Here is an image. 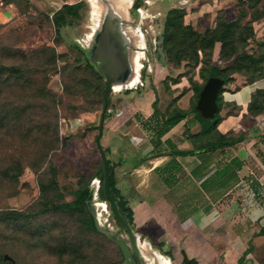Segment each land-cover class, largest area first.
Segmentation results:
<instances>
[{
  "label": "rangeland",
  "instance_id": "obj_1",
  "mask_svg": "<svg viewBox=\"0 0 264 264\" xmlns=\"http://www.w3.org/2000/svg\"><path fill=\"white\" fill-rule=\"evenodd\" d=\"M16 1L18 4H8L6 0H0V40L3 45L17 48V54L9 60L10 62L20 65L28 62L30 67L34 62L32 63L31 56L28 54L46 44L54 50L56 71L53 72L52 69L47 68L52 73L46 88L56 102L58 135L65 142L63 145L59 144L57 149L48 152L47 160L57 169L62 199L72 201L80 176L94 172L96 164L100 161L95 137L102 108L93 104L94 99L97 100L96 94L92 91L85 92L84 85L76 84L74 77H80L86 63V58L76 46L88 49L92 43L105 14L104 2L102 0ZM118 1L123 3V10L119 15L122 17L121 22L129 28V31L125 32L126 37L133 34L129 41L132 40L130 47L139 53L132 56V72L125 83L119 82V86H115L108 94L107 113L110 116L105 118L100 140L104 149L115 143L117 130L113 129L112 121L123 108V101L131 100L138 95L137 89L125 92L127 90L125 87L131 88L138 82V71L142 69V64L145 67L141 90L145 91L153 85L158 98V107L167 111L173 107L187 108L194 100L193 84L203 81L199 75V69L205 66V63L224 66L231 63V61H224L223 56H219L218 48H215L210 58L208 55L203 58L200 53V62L197 67L185 61H182L177 68L168 64L161 45V36L166 14L170 9L182 10L184 22L198 32L213 29L218 20L239 19L240 24L243 25L250 15V9L245 8L239 0H142L137 9H135L137 6L133 8L135 0ZM77 2L84 3L81 18L73 24L62 27L58 35L54 34L50 23L52 13L62 4ZM263 4L264 0L260 6ZM131 10L130 18L128 13ZM244 11L247 14L245 16L242 15ZM116 13L118 14V11ZM252 26L255 40L245 50L260 58L258 68L253 67L247 71L244 70L241 74L233 75L234 81L227 85V91L222 95L227 100L224 102L229 104L224 112L230 109L239 110L240 104L250 99L251 94L264 89V17L252 21ZM26 56H29V61H25ZM34 77L37 80L40 74ZM133 79L135 81L130 84ZM250 79L253 81L248 83ZM34 89L35 86L27 88L16 83L0 94L1 100L6 99L19 105H27L28 109L24 115L30 119L26 125L23 123L20 131L9 133L0 131V212L10 209L24 210L39 196L37 173L30 165L33 164L36 154L46 152L45 144L48 136L44 132L46 131L44 127L40 126L46 122V111L45 108L38 107V103H44L47 99L37 98ZM85 94L87 96L83 97ZM146 100L147 97L143 99V101ZM240 128L258 137L264 136V112L256 117L245 116ZM88 129L91 130L87 131ZM235 132L238 133L239 129ZM109 156L111 158V155ZM246 159L261 175L262 170L259 164L248 155ZM18 160L23 165V171L18 180L12 181L3 176L2 171H6ZM112 160L116 159L112 157ZM94 180H98V191L91 204H95V210L100 214L103 226H109L117 231L118 226L112 218L110 208L99 195L100 180L93 178L89 186ZM232 200L230 205L235 207L239 200ZM260 201L257 202L263 205L264 198H260ZM228 218L227 231L221 227H213L212 230L205 232L175 224L170 226L167 233H163L150 228L140 229L135 223L132 229L139 236V242L147 246L146 251L150 256L154 258L156 255L161 256L167 262L166 264H180L182 258L180 250H186L188 258L195 259L196 264H217L220 257H223L228 264H238V258L249 247H252V251L245 256L243 264H264V237L256 236L259 234L258 227L250 226L251 223H247L249 219L246 215L234 214L229 215ZM60 224L67 227L74 226L72 221L70 223L68 220L61 221ZM57 232L59 229L54 230V233ZM120 234L125 236L123 232ZM226 236L227 240H225ZM153 238L157 241H153ZM160 243L163 244L162 249L158 248ZM101 252L105 257L103 261H91L88 264H101V262L102 264H118L120 262L114 245L103 242ZM167 252H171L172 258L167 255ZM5 256L8 259H5ZM0 264H58V261L57 257L46 249L35 246L30 235H23L13 227H6L0 222ZM121 264H124V259Z\"/></svg>",
  "mask_w": 264,
  "mask_h": 264
},
{
  "label": "trees",
  "instance_id": "obj_2",
  "mask_svg": "<svg viewBox=\"0 0 264 264\" xmlns=\"http://www.w3.org/2000/svg\"><path fill=\"white\" fill-rule=\"evenodd\" d=\"M6 1L8 4L17 3L16 0ZM239 1L245 8L250 9L249 19L243 25L240 24L239 19L218 20L213 29L198 32L184 22V12L182 10L173 8L166 14L161 45L165 51L168 64L177 68L182 61H185L190 63L191 66L197 67L200 62V53L203 58H206L207 55L210 58V54L215 48H218L219 56H223L224 61H231L226 66L205 63V66L199 69V75L203 81L193 84L195 98L187 108L173 107L167 110L166 115H161L157 109V97L155 98L152 103L153 113L161 117V122L154 128L156 145L161 144L160 138L171 127L183 120L188 112H193L195 119L200 124V131L195 135L190 134L187 129L184 131V136L192 145V149L189 151H175L173 152L174 154L212 153L219 150L224 152L243 139L242 134L236 136L234 131L223 134L217 128L227 115H236L238 113V111L233 109L224 112L229 104L224 102L222 95L227 91V85L234 81L233 75L241 74L244 70L247 71V69L253 67L257 69L260 61L259 57L249 54L245 48L249 47L255 40L252 21L264 17V4L260 6L263 0ZM82 8H84L83 2L65 3L53 12L50 23L54 34L58 35L62 27L79 20L82 16ZM242 15L245 16L247 14L244 11ZM76 48L82 53V50L78 46ZM15 54H17V48L3 45L0 40V94L6 92L7 89H10L16 83L27 88L35 86V96L39 99H47L44 103H37L38 107L45 108L46 111V122L40 126L46 130L44 132L48 136V140L45 144L46 152L36 154L33 164L30 165L37 173L39 196L24 210L10 209L1 211L0 222L6 227H13V229H16L17 232L23 235H30L35 246L44 248L50 254L57 257L58 264H88L91 261H103L105 259L101 252L103 242L114 245L120 257L118 264H121L123 262L121 251L111 240L97 230L87 206L89 183L93 178L100 180L99 195L101 199L105 200L102 189L104 176L101 159L96 164L94 172L80 176L72 201H64L62 199L57 179V169L47 160V153L57 149L59 144L63 145L65 142L58 135L56 102L46 88V84L52 73L47 68L49 67L53 72L56 71L54 50L49 44H46L28 54L31 56L32 63L34 62L31 65L32 67L28 65V62L21 65L10 62L9 60ZM24 58L25 61H29V56ZM37 74H40V78L37 79L39 81L34 77ZM211 76L223 79L224 85L219 89L216 97L217 111L212 118L204 119L195 110V105L199 92ZM252 81L253 79H250L248 83ZM74 82L80 86L84 85L83 89L85 92H94L97 100L94 99L93 104L99 105L102 108L104 92L107 87L106 82L87 59L83 66V73L80 77H74ZM150 87L154 90L153 85H150ZM125 92H129V90ZM86 96L85 94L83 97ZM27 109V105H19L6 99L1 100L0 96V131L4 130L7 133L20 131L23 128V123L26 125L27 121H30L24 115ZM246 110L247 113L244 116L250 117H256L264 112V89H259L256 93L251 94ZM136 111L137 109L131 100H124L123 108L112 121L113 129L119 130L128 118L135 115ZM109 116L110 114L106 112L105 118ZM237 128L238 126L235 127V129ZM89 130L91 129L87 131ZM87 131L85 130V133ZM104 150L110 175V191L115 195L120 214L132 228L134 226L132 207L129 201L122 196L117 186L116 169L120 165V162H113L109 157L110 151L106 148ZM22 171L23 165L18 160L6 171H2V174L12 181H17ZM65 220H68L70 223L72 221L74 226L67 227V225L60 224L61 221ZM56 229H59V232L54 233ZM259 235H264V231H260ZM162 247L163 244L160 243L158 248L162 249ZM251 251L252 247L247 248L238 258V264H243L245 256ZM180 254L182 257L180 264L197 263L195 259L188 258L183 250H180ZM167 255L172 258L171 252H167ZM217 264L228 263L223 257H220Z\"/></svg>",
  "mask_w": 264,
  "mask_h": 264
},
{
  "label": "crops",
  "instance_id": "obj_3",
  "mask_svg": "<svg viewBox=\"0 0 264 264\" xmlns=\"http://www.w3.org/2000/svg\"><path fill=\"white\" fill-rule=\"evenodd\" d=\"M142 85L138 80L133 87L126 88L138 91L131 98L137 113L116 131L115 143L106 147L110 159L114 157L116 160L112 161L120 162L116 169L117 186L132 207L133 223L140 229L163 233L175 224L205 232L213 227L227 231L228 216L239 214L246 215L247 223L256 225L258 233L264 231V204L259 203L264 198V136L240 128L249 99L240 104L236 115H227L217 127L223 134L231 131L236 136L242 134L241 141L224 152L177 155L173 152L192 149L184 136L185 129L195 135L200 124L194 113L188 112L156 145L154 128L161 117L153 113L152 103L157 96L151 87L141 90ZM157 109L166 115L167 111L158 107V98ZM247 155L259 164L261 175L249 164ZM232 199L239 200L235 207L230 205Z\"/></svg>",
  "mask_w": 264,
  "mask_h": 264
},
{
  "label": "water",
  "instance_id": "obj_4",
  "mask_svg": "<svg viewBox=\"0 0 264 264\" xmlns=\"http://www.w3.org/2000/svg\"><path fill=\"white\" fill-rule=\"evenodd\" d=\"M101 73L105 77L107 87L104 92V103L100 113L98 131L95 137V144L103 164V176H104L102 183L103 195L106 204L110 208L112 218L115 221L116 225L118 226V230L114 231L109 226L104 227L103 224L99 222L95 210V204H91V201L93 200V188H92L93 182L89 186V196L87 198V206L90 214L94 219V223L97 230H99L102 234H104L109 240H111L119 248L122 257L124 259V264H150L149 260H147L143 256V253L141 251L139 244L140 241L139 236L133 231L131 226L120 214L116 204L115 195L110 191V184H109L110 175L108 170L107 157L105 150L101 146V142H100L103 134L105 114L107 112V108L109 104L108 94L113 89L114 83L120 82L121 84H123L125 83L126 79L112 81L106 72L101 71ZM223 85H224V80L215 76L209 77L208 80L205 82L204 86L199 92V97L195 105V110L199 113V115L202 118L210 119L214 116L215 112L218 109L216 103V97L219 89ZM125 88H127V86ZM120 232H123L125 236L121 235ZM5 259H8V257L5 256Z\"/></svg>",
  "mask_w": 264,
  "mask_h": 264
},
{
  "label": "flooded vegetation",
  "instance_id": "obj_5",
  "mask_svg": "<svg viewBox=\"0 0 264 264\" xmlns=\"http://www.w3.org/2000/svg\"><path fill=\"white\" fill-rule=\"evenodd\" d=\"M103 1L105 3V14L98 32L95 38L92 39V43L88 49H80L84 57L93 65L94 69L99 72L104 80L105 77L101 71L106 72L112 81L127 79L132 72V56L139 53V51L130 47L132 40L131 42L129 41L133 34L126 37L125 32L129 31V28L121 22L122 17L116 13L115 4L113 2L110 3L108 0ZM141 3L142 0H135L133 8L137 6L135 8L137 9ZM128 14L131 18L132 10ZM144 67V64H142V69L138 71V79L140 81L144 78Z\"/></svg>",
  "mask_w": 264,
  "mask_h": 264
},
{
  "label": "bare ground",
  "instance_id": "obj_6",
  "mask_svg": "<svg viewBox=\"0 0 264 264\" xmlns=\"http://www.w3.org/2000/svg\"><path fill=\"white\" fill-rule=\"evenodd\" d=\"M103 1V0H102ZM108 1H110V3L111 2H113L114 4H115V9H116V11H118V14L120 15V12H121V10H123L122 9V7H123V3H121L120 1H118V0H108ZM104 2V1H103ZM93 3V2H92ZM104 6H105V3H104ZM101 8V7H100ZM102 9V8H101ZM98 10V9H97ZM96 11V10H95ZM98 13H99V11H98ZM96 14V13H95ZM103 70H104V68H102ZM106 70V69H105ZM109 73V72H108ZM110 74V73H109ZM134 78V77H133ZM135 81V79H133V80H131V82H130V84L132 83V82H134ZM117 83V82H116ZM115 84V83H114ZM114 84H113V87H114ZM92 188H93V200H94V198H95V196H96V194H97V191H98V180H94L93 181V183H92ZM97 213V212H96ZM97 218H98V220H99V222L102 224V222H101V220H100V214H98L97 213ZM139 244H140V248H141V251H142V253H143V256L147 259V260H149V263L151 264V263H153V264H166L167 262H165L163 259H162V257L161 256H157L156 255V257L154 258V257H152V256H150V254H149V252L148 251H146L147 250V246H145L144 244H141L140 242H139Z\"/></svg>",
  "mask_w": 264,
  "mask_h": 264
}]
</instances>
